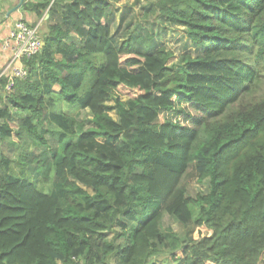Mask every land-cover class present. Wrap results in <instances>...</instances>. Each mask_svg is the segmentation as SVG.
<instances>
[{"label":"trees","instance_id":"1","mask_svg":"<svg viewBox=\"0 0 264 264\" xmlns=\"http://www.w3.org/2000/svg\"><path fill=\"white\" fill-rule=\"evenodd\" d=\"M114 1L24 3L44 47L10 89L0 78V138L16 115L18 139L58 146L19 162L35 155L48 189L0 159V264H260L264 0L150 1L144 18L184 28L196 52L176 63L153 36L119 44ZM190 175L207 191L190 196ZM164 213L193 236L163 231Z\"/></svg>","mask_w":264,"mask_h":264},{"label":"rangeland","instance_id":"2","mask_svg":"<svg viewBox=\"0 0 264 264\" xmlns=\"http://www.w3.org/2000/svg\"><path fill=\"white\" fill-rule=\"evenodd\" d=\"M150 1L155 0H115L113 10L109 15V23L111 26L112 34L115 36L116 41L120 44L124 39L129 36H140L146 37L153 36L158 45H164L168 49L172 50L174 57L170 60V63H176L180 60V56L183 53L191 52L196 55L194 48L190 44L187 36L184 34V28L177 26H167L166 30H162V24L160 21H153L152 19H145L143 14ZM55 21H61V11L58 12L54 18ZM44 20V19H43ZM40 23V34L42 35L46 23L44 21ZM74 41L79 42L77 36H72ZM264 92V78H262V83L260 84L258 95ZM122 99H127V95L124 93L119 94ZM109 104H113L110 101ZM79 111V110H78ZM80 114L77 115L78 119L84 122L86 127H89L91 123L89 122L92 118V114L89 110H80ZM113 117H116L114 112H111ZM11 126L14 129V134L12 137L1 139L0 138V159L2 157L12 160L11 168L13 171L19 173L21 170L29 172V177L35 180L39 187L48 189L52 180H45L43 175L37 174V158L31 157L25 165L19 164L21 162V156L25 153L35 152L36 154L47 153L50 157V150L57 147V140L48 135V145L41 146L40 148L32 147V144L27 142L25 139H18L16 136L17 129V116L14 115L11 121ZM184 184L188 189L190 196H195L198 192L207 191L208 182L204 181L200 183L195 176H187L184 178ZM163 231L172 230L178 233L179 236L185 239H189L193 236L194 230L191 226H184L179 223L176 218L172 215L164 213ZM156 259V258H155ZM157 260V259H156ZM260 264H264V257Z\"/></svg>","mask_w":264,"mask_h":264},{"label":"built area","instance_id":"3","mask_svg":"<svg viewBox=\"0 0 264 264\" xmlns=\"http://www.w3.org/2000/svg\"><path fill=\"white\" fill-rule=\"evenodd\" d=\"M39 28L40 23L30 24L22 18L13 23L4 41V47L11 51V59L4 71L0 73V78L3 76L9 78L6 89L11 88L15 78L26 76L24 59H29L42 51L44 42L39 35Z\"/></svg>","mask_w":264,"mask_h":264},{"label":"crops","instance_id":"4","mask_svg":"<svg viewBox=\"0 0 264 264\" xmlns=\"http://www.w3.org/2000/svg\"><path fill=\"white\" fill-rule=\"evenodd\" d=\"M39 0H25L27 5L30 2ZM19 3V0H0V73L4 71L11 59V51L4 47V41L7 38L13 23L17 19H24L30 24L41 23L35 12L23 5L10 15L8 12ZM48 18V16H45ZM9 73V72H8ZM6 73V74H8ZM1 88V86H0Z\"/></svg>","mask_w":264,"mask_h":264},{"label":"water","instance_id":"5","mask_svg":"<svg viewBox=\"0 0 264 264\" xmlns=\"http://www.w3.org/2000/svg\"><path fill=\"white\" fill-rule=\"evenodd\" d=\"M24 1H25V0H19V3H18L15 7H13V8L8 12V14L10 15L12 12H15L18 8H20V7L23 5Z\"/></svg>","mask_w":264,"mask_h":264}]
</instances>
